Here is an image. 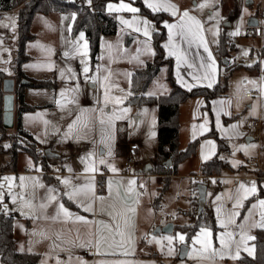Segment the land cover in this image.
Wrapping results in <instances>:
<instances>
[{
	"label": "rangeland",
	"instance_id": "374dc122",
	"mask_svg": "<svg viewBox=\"0 0 264 264\" xmlns=\"http://www.w3.org/2000/svg\"><path fill=\"white\" fill-rule=\"evenodd\" d=\"M84 1L91 4V0ZM176 1L190 9V17L196 14L205 20L210 33L219 36L220 31L225 29L227 34L234 37L238 45L229 51L231 62L236 66L249 64L256 69L252 65H259V74L247 72L245 69L235 70L228 79V95L233 99L234 110L238 112L240 127L245 129L248 124L253 125L254 129L250 130V134L253 133L255 137L259 135L264 142V125L260 122L254 123L263 106L260 103V92L261 97L264 96V56L261 55L264 47V18L257 26L261 35L247 34L248 21L251 16H261L264 0H252V3H247V0H198L197 5L188 0ZM151 2L155 3L153 0ZM122 3L128 5L131 2H113L112 12L115 11L118 21L117 32L101 37L100 55L96 62L91 59L85 33L73 30L75 13L72 11L37 12L31 25L35 36L26 43L25 52L28 59L22 64V69L28 79L22 81L51 78L56 80L57 84L55 90L52 87L25 84L22 88L25 101L38 106L23 113V127L30 130L42 145L52 146L55 152L66 154L69 160L67 165H74L79 170L94 171L100 164L98 158L103 157L98 155L103 149L107 150L106 156L122 154V142L138 139L144 136V133V153L142 158L138 157L139 162H147L156 154L157 143L151 127L153 121L150 112L137 119L140 106L127 103L131 94L133 71L144 66L146 61L152 60L155 53L154 45L144 34L147 28L144 21L149 23L152 20L139 13L117 11ZM137 29L143 36L131 39L138 32ZM237 32L239 34H234ZM18 47V13L15 10L0 11V70L6 77H14V60ZM85 68L88 69L87 72L84 71ZM52 74H55V77ZM167 74V66L162 65L145 93L164 94V90H170ZM251 91L258 93L248 98L247 92ZM117 100L120 102L117 103ZM51 102L54 107L48 106ZM16 115L15 105V122ZM14 130L15 126L8 133L13 134ZM185 133L184 129L180 137L182 147L188 142ZM228 143L229 150L221 151L220 156L229 161L234 169L224 170V173L230 176L221 178L222 189L218 187V180L213 176L205 179L190 177V174L201 173V164L195 155L178 165V175L172 176L165 187L158 178L141 183L144 189L141 190L139 206L140 230L146 239L140 251L143 254L148 253V256H105L94 263L95 253L86 254L83 251L92 244L93 232L92 228L88 229L90 218L83 216L87 223L82 221V231L67 238L69 250L65 257H55V260H52L53 241H60V238L53 232V221L50 217L52 211L46 203L47 200L43 196L40 197V191L37 193L41 177L25 172L39 169L32 155L26 151L19 153L15 171L0 174V204L7 212H19L15 220L17 248H23L25 245L21 239L27 238L29 249L39 250L40 246L45 260L54 261L55 264H236L238 259L232 257L237 251L239 257L243 252L248 253L246 248L254 249L252 255L255 253L253 239H248L249 236H255V217L249 207L243 210L247 198L252 194L245 196V191L240 186H248L236 175L255 170L257 159L264 164V152L258 157L257 139L247 142L242 137H231ZM2 156L0 155V158ZM50 170L49 164L47 171ZM81 179L87 190L86 200L93 204L94 177L82 176ZM201 181L207 185L206 207L211 209L220 228L215 231L209 226H201L190 238L179 228H174L172 232L154 233L157 226L163 227L168 222H174L175 227L196 223L200 214L194 194L198 195L197 185ZM155 198H159L160 203L157 205L161 204L160 208L153 204ZM201 230L210 232L211 235L206 237L201 234ZM229 233L233 239H229ZM177 234L186 236L184 244L188 246V252L185 257L179 256L181 244L178 242L173 244L174 250L169 253L165 237ZM197 238L202 243H197ZM221 238L227 246L221 245ZM208 240L211 241V247L205 249Z\"/></svg>",
	"mask_w": 264,
	"mask_h": 264
},
{
	"label": "crops",
	"instance_id": "0c3cea01",
	"mask_svg": "<svg viewBox=\"0 0 264 264\" xmlns=\"http://www.w3.org/2000/svg\"><path fill=\"white\" fill-rule=\"evenodd\" d=\"M120 1L122 2L123 0H119L116 2L121 3ZM128 1L131 2L128 3V5H130L133 8L139 9V7L133 3L134 0H128ZM153 1H155V3H165V4L175 5L176 8L178 9L177 15L175 16L171 14V10L157 11V12H164L166 14V18L163 21L164 26L166 24L177 25L176 28L172 29L174 38L171 41L169 39V29L165 26L166 37L162 42L166 55L173 58L174 75L176 77L177 82L185 89H191L196 86L209 87V84H211V87L215 86L219 82L220 78L228 70V68L226 67V65L228 64H225L224 62L223 64L221 63V58L218 53V44H219L221 32L223 30L220 31L219 36L216 33L214 34L210 33L208 29V25L205 22V20L200 19V17H198V15L196 14H194V18H196L195 21L199 22V26L196 25L195 21L189 20L187 18L182 19L183 12L187 11L190 14V9L185 8L183 5L181 6L176 0H153ZM113 2L114 1H110L107 3V11L109 12L113 11L112 10ZM149 2H151V0H149ZM198 2H199L198 0L193 1L194 5H197ZM113 13H115V11ZM135 13H139L140 15H145L140 13L139 11ZM182 23L185 24L186 26L184 29L185 33H188V28H191V33H188L186 37L180 35L181 29L179 25ZM228 25H230V23H228ZM147 28L149 35L147 36L145 35V37L148 40H150L151 43L154 45L153 35L158 29L157 25L152 20V22H149L147 24ZM192 34H195V38H193ZM103 35H101V37ZM137 36H143L142 32L140 31L136 32L135 35L131 37V39H135ZM199 36H203V39L207 45V49H208L207 51H205L204 44L200 43ZM166 45H168V47H166ZM170 52H176L177 55H180L182 57V59L178 61L177 55H170ZM213 64L215 69L214 71L212 67ZM164 65L167 66V70H168V64H164ZM241 69H245L247 72H251V73L257 72L258 74L261 71L260 67L255 69L251 67V65L249 64L240 66L235 70H241ZM52 76H55V74H52ZM29 81L31 82V80ZM30 82H25V83L29 84ZM169 87L171 88V84L169 85ZM52 88L53 90H55L56 85L55 87ZM170 90H164L163 92L168 93ZM147 95H159V94L156 93V94H147ZM249 97L251 96H248V98ZM259 97H260V103H262L263 106L261 107V111L259 112V117L256 118V121H254V123L260 122L261 124L264 125V96L261 97V92ZM37 106L38 105H35L34 107L36 108ZM48 106L54 107L55 105L53 102H51L50 104H48ZM138 106H140L139 109L140 113L137 116V119H141L142 116L144 115L146 116V114L150 112L151 120L153 121V125L151 124L152 125L151 127H152V131H154L155 133L156 143H157L155 156L154 157L152 156L151 159L147 160V162H144L146 164L139 162V159L137 158V163L131 169H129L126 160L129 151V145L132 141H136L139 143L138 157L142 158L143 156L142 154L144 153L143 145L146 137L144 133V136H140L138 139H130L129 141L122 142L121 144V146H123L122 154L106 156L107 150L103 149L100 152V154H98V155H102L103 157L98 158V161L100 162L101 160H103L104 163L100 162V164L96 166L94 171L79 170V168L75 167L74 165H72L71 167L68 166L67 163L69 162V160L66 157L67 155L62 152H57L59 153V156L51 157V158L48 157L50 167L52 163L55 161H58L63 165L64 174L61 175L63 184H59L54 178V176L50 174L49 171L43 168L40 162L35 161L36 165L39 166V169L36 168L33 170L25 171L26 173L37 174L41 177L40 185L38 186V191L37 190L36 191L37 193L40 191V197L43 196V198L47 200L46 203L49 204L52 211L50 217L53 221V232L55 233L58 239L60 238V241L59 240H56V242L53 241V247H52L53 250L51 252L53 256L51 257L52 260H55V257L58 259L65 257L66 252L69 250L67 238L71 237L72 235H75V232L79 233V231H82L83 229V226L81 224L82 221L78 220L77 217H83V216H87L88 218H90L89 220H91V222H88L89 223L88 229L90 230V228H92L93 230L92 238H91L92 244H89L88 247L93 246L94 248L92 251L86 254H91L92 252L95 253L94 255L95 258L93 259L94 263H96V261L100 257H105V256L106 257L108 256L138 257V256L149 255L148 253L145 252L143 254V252L140 251L141 246L143 245V242L146 239L140 230L139 206H140V198L142 196L141 190L144 189L141 183L146 182L148 181V179L150 180L153 178L161 179V181L164 183L166 174L159 172H152V169L155 167L157 161V153H158V117H159L158 105L156 103H148V104H141ZM237 117H238V112L234 110V102L233 99L228 95V89L224 94L213 98L211 100L210 106H206V100L203 96L189 97L188 99L183 101L179 107V122H180L179 142H180L181 134L184 131V129L186 132L185 133L186 137L188 139L187 145L190 141L199 139L196 152L193 155H195L199 159L200 164L202 165L203 162L212 159L216 154H219L220 156L221 153V151H219V142L217 138L209 134L211 130L214 128L218 133L219 137L225 139L227 143H228V139L231 137H237V138L242 137L245 138L247 142L257 139L258 141L257 153L259 157L260 153L264 152V150H261L260 148L261 146L264 147V142L261 141L259 135L255 137L252 135L253 133L250 134V130L254 129V127L252 129L248 128V125L250 124H248L245 129L240 127V123ZM37 141L39 143L40 149L45 153V149L49 146H44L39 142V140ZM180 147L185 148L182 147L181 142H180ZM8 160L9 159L7 155H3L0 158V163H1L0 170L2 172L15 171L17 169L16 168L15 170H9L10 168L3 167L2 164L7 162ZM149 163L152 165V169L147 172L144 170V166ZM256 163H257V168L252 172L236 175L244 180L248 188H250L253 184H255L256 186V193L249 196L247 200L250 197L258 195V193L260 192H264V164L261 163L260 160L258 159ZM231 166L232 168H227V169L233 170L234 167L232 164ZM112 168H115L116 171L113 172ZM201 173L190 174V177L205 179L207 177L213 176L218 180V187H219V183H222L221 178H223L224 176H230V174L224 173V170L221 174H212L209 176H205ZM175 175H178V171L176 173L171 174L170 178ZM82 176L94 177L93 179L94 199H93V204H90L92 208L91 211H85V208L89 206V203L86 200V195L79 194L72 199L69 198L70 195L73 194L75 189H80V188L86 189V186L84 185L83 180L81 179ZM65 180L70 181V183L66 185L64 183ZM131 181H135V184H132ZM201 183L204 182L201 181ZM219 188L222 189L223 186ZM44 196H48V197H44ZM52 197H55V199H52ZM195 197H197L198 199L197 194H194V198ZM156 200L157 199L155 198L153 204L156 205L158 208H160L161 206L159 205L161 204L157 205L158 202L160 203L159 198L157 201ZM261 200H264V194L256 196L249 203L248 205L249 208L247 207L248 209H252L254 214L253 216L255 217L254 233H256V231L259 228H264V227H259L260 224H264V218H262L261 216V213H264V208H261L259 205V201ZM61 204H63L64 208H66L68 212L71 213L70 218H66L62 212L59 215H57L59 211V206ZM253 204L255 205V207H252ZM205 210L212 214L211 209L209 207L208 208L206 207ZM10 211H16V210H10ZM213 216L215 217V215ZM215 221H216V217H215ZM14 230H15V225H14ZM17 242L18 240L16 238V244ZM21 242L25 246H23V248H19V250L22 251L27 250V251H33L39 253L41 256L40 258L41 264H55L54 261L48 262V260H45V257L42 256L43 253L40 252L41 251L40 246L38 248L39 250L29 249L28 248L29 241L27 238L21 239ZM88 247L84 248V250L87 249ZM58 264H67V263L58 262ZM101 264H110V263L101 262Z\"/></svg>",
	"mask_w": 264,
	"mask_h": 264
},
{
	"label": "trees",
	"instance_id": "16d2710c",
	"mask_svg": "<svg viewBox=\"0 0 264 264\" xmlns=\"http://www.w3.org/2000/svg\"><path fill=\"white\" fill-rule=\"evenodd\" d=\"M119 0H91V4L84 0H0V11L17 10L18 13V31L19 47L17 57L15 58L14 77H15V105L17 108L15 130L9 134L10 129L3 123V99L5 91L3 90V80L6 77L0 70V155H7L8 161L2 166L15 170L18 155L26 151L32 155L36 162H40L45 170L49 169V158L40 149L39 143L33 134L25 129L22 124V115L25 111L35 108L25 101L24 88L26 78L22 64L28 59L25 52L26 43L34 38L35 34L31 31V25L34 15L37 12L49 13L53 11L75 13L73 24L74 32L83 31L89 42L90 56L93 62L98 61L100 54V39L103 34H115L117 32L118 21L113 12L107 11V3ZM134 4L139 7V12L147 15L157 25V31L153 35L155 54L152 60L147 61L142 67L136 68L131 76V94L127 98L130 104H148L156 103L159 108L158 117V153L157 161L152 172L166 174L164 187L168 184L170 175L177 172V166L186 158L195 154L199 139L192 140L185 148L180 147L179 142V107L180 104L192 96H203L206 100V106L211 105V100L224 94L228 89L229 76L238 66L234 62L226 65L227 72L220 78L219 82L213 86H196L191 89L183 88L176 80L174 75L173 58L167 56L162 42L166 37V29L163 21L166 18L164 12L151 10L143 0H134ZM218 53L221 58L230 55L227 48V33L223 30L218 44ZM261 55L264 56V47ZM168 64V80L171 84V90L168 93L159 95H147L145 91L157 76L162 65ZM259 67L258 64L253 65ZM55 77V76H54ZM29 84L39 87H55L56 80L39 79L31 80ZM210 135L217 138L219 142V151L228 150V143L225 139L219 137L213 128ZM13 138V145L9 144ZM171 159L172 163L168 164ZM1 167V163H0ZM232 168L231 164L224 158L216 154L212 159L207 160L201 165V174L209 176L212 174H221L223 170ZM264 192L258 193V195ZM250 197L244 204L245 210L251 200L256 196ZM158 200V198H157ZM156 200V201H157ZM198 204V202H197ZM19 216L17 211H5L0 205V264H41L40 254L33 251H22L17 249L15 238V220ZM209 226L215 231L219 229L215 217L204 210L196 220L194 225H180L179 228L190 238L201 226ZM255 239L252 242L255 245L254 255L243 252L236 264H264V228H259L255 233Z\"/></svg>",
	"mask_w": 264,
	"mask_h": 264
},
{
	"label": "snow or ice",
	"instance_id": "6c2138e0",
	"mask_svg": "<svg viewBox=\"0 0 264 264\" xmlns=\"http://www.w3.org/2000/svg\"><path fill=\"white\" fill-rule=\"evenodd\" d=\"M145 3H146L147 6H148L150 9H152L153 11H160V10L169 11V10H171V14H172L173 16L177 15V12H178V9L176 8L175 5L165 4V3H151V2H149V0H145ZM204 6H205V5H200V7H204ZM110 10H111V8H110ZM116 10H117V11H120V10H127V11H129V12H133V13L139 11V9H137V8H133V7H131L130 5L123 4V3H122V4L119 6V8H117ZM183 18H188L189 20L195 21V18H194V17H190V16H189V13H188L187 11H184V12H183L182 19H183ZM124 23L127 24V23H129V22H128V21H124ZM195 23H196L197 26H199V22H198V21H195ZM144 24L147 25L148 22H147V21H144ZM165 26L169 29V39H170V41H171V40L174 38V34H173V32H172V29L176 28L177 25L166 24ZM179 27H180V29H181V32H180V35H181V36L186 37L188 33H191V28H188V33H185V31H184V29H185V27H186L185 24L182 23V24L179 25ZM137 30L139 31V29H137ZM144 34H145L146 36L149 35V33H148V31H147V28H145ZM234 34H239V33L237 32V33H234ZM81 35H82V34H81ZM192 35H193V38H195V34H192ZM199 41H200L201 44H204L205 51H207V50H208V49H207V45H206V43H205V41H204V39H203V36H199ZM166 47H168V45H166ZM245 54H247V53H245ZM170 55H177V53H176V52H170ZM181 59H182V57H181L180 55H177V60L180 61ZM212 67H213V71H214V70H215V69H214V64H213ZM84 71L87 72L88 69L85 68ZM209 87H211V84H209ZM105 100H106V102H107V96L105 97ZM116 102L119 103L120 101L117 100ZM125 111H127V109H125ZM102 122H103V121H102ZM100 162H101V163H104L103 160H101ZM112 171L115 172L116 169H115V168H112ZM21 179H23V178H21ZM64 183L67 185V184L70 183V181L65 180ZM131 183H132V184H135V181H131ZM240 187H241L242 189H244V191H245V196H247V195H249V194H254V193H256V186H255V184H253L250 188H245L244 185H241ZM79 194H84V195H86V189H85V188L75 189L74 192H73V194L70 195L69 198L72 199V198H74L76 195H79ZM0 199H2V195H0ZM52 199H55V197H52ZM13 200H15V197H13ZM259 205H260L261 208H264V200L259 201ZM41 207H44V205H41ZM253 207H255V205H253ZM91 210H92V208H91V205L89 204V206L85 208V211H91ZM61 212L63 213V215H64L66 218H70V217H71V213H69L68 210H67L66 208H64L63 204H61V205L59 206V211H58L57 215H59ZM238 214H239V213H236V215H238ZM261 216H262V218H264V213H261ZM77 219H78V220H81V221H84L85 223H87V221L84 220L83 217H77ZM240 227L243 228L242 225H241ZM259 227H264V224H260ZM201 234L204 235V236H206V237L211 235L210 232H204V230H201ZM228 236H229V239H233L231 233H229ZM165 239H166L167 242H168L169 253L171 254V252L174 250V249H173V244L176 243V242H178L179 244L183 245V244L185 243V241H186V236L183 235V234H177L176 236H171V235H170V236H167V237H165ZM241 239L243 240V237H241ZM248 239H249V240H251V239H255V237H251V236H249ZM196 242H197V243H202V242L200 241L199 238H197V241H196ZM220 243H221V245L227 246V245H225V241H224L223 238H221ZM210 247H211V241L208 240V241L205 243V249L210 248ZM245 251H248L249 255H252L254 249L246 248ZM232 258H233V259H239V251H237L236 254H235V256H233Z\"/></svg>",
	"mask_w": 264,
	"mask_h": 264
},
{
	"label": "water",
	"instance_id": "95a60500",
	"mask_svg": "<svg viewBox=\"0 0 264 264\" xmlns=\"http://www.w3.org/2000/svg\"><path fill=\"white\" fill-rule=\"evenodd\" d=\"M252 0H247V3H251ZM259 24V19L257 16L250 17L248 21L249 26H257ZM231 56L223 57V62L225 64H229L231 62ZM23 82H30L29 80H24ZM15 78L6 77L3 80V90L5 91L4 99H3V123L4 126L8 129H11L15 125ZM45 154L47 157H56L59 156V153L52 150V146H49L45 149ZM168 164H171L172 161L169 159ZM152 169V165L149 163L144 166L145 171H150ZM198 214H201L206 209L207 204V185L205 183H198ZM175 228L174 222H168L165 226H157L154 229V233H159L161 231L172 232ZM188 252V246L183 244L180 246L179 256L185 257Z\"/></svg>",
	"mask_w": 264,
	"mask_h": 264
},
{
	"label": "built area",
	"instance_id": "2783aa9c",
	"mask_svg": "<svg viewBox=\"0 0 264 264\" xmlns=\"http://www.w3.org/2000/svg\"><path fill=\"white\" fill-rule=\"evenodd\" d=\"M188 1H196V0H188ZM263 18H264V9L261 10V16L258 17L259 24H260V20ZM259 24L257 26H259ZM257 26H249L247 29V34L248 35H253V34L261 35ZM237 45L238 43L235 42L234 37L230 34H227V48L229 50H234ZM254 94H257V91L247 92V96H252ZM253 127L254 126L251 124L248 125L249 129H252ZM13 143H14V140L13 138H11L9 141V144L13 145ZM260 148L261 150H264L263 146H261ZM138 153H139V143L136 141H132L129 145V151H128V155L126 158L127 166L129 169H131L137 163ZM1 172L2 171L0 170V173ZM49 173L54 176V178L59 184H63L61 175L64 174V167L60 162L58 161L53 162ZM219 187H222V183H219ZM93 248H94L93 246L88 247L87 249L84 250V253H89L90 251L93 250Z\"/></svg>",
	"mask_w": 264,
	"mask_h": 264
}]
</instances>
